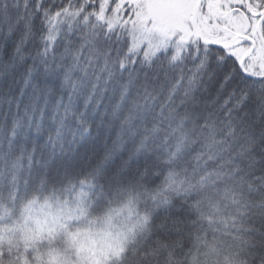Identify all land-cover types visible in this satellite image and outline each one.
I'll return each instance as SVG.
<instances>
[{"label": "snow or ice", "instance_id": "6c2138e0", "mask_svg": "<svg viewBox=\"0 0 264 264\" xmlns=\"http://www.w3.org/2000/svg\"><path fill=\"white\" fill-rule=\"evenodd\" d=\"M0 264H264V0H0Z\"/></svg>", "mask_w": 264, "mask_h": 264}]
</instances>
